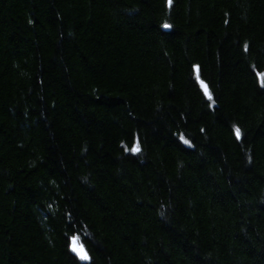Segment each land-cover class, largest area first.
Here are the masks:
<instances>
[{
	"label": "trees",
	"instance_id": "trees-1",
	"mask_svg": "<svg viewBox=\"0 0 264 264\" xmlns=\"http://www.w3.org/2000/svg\"><path fill=\"white\" fill-rule=\"evenodd\" d=\"M262 79L264 0H0V264H264Z\"/></svg>",
	"mask_w": 264,
	"mask_h": 264
},
{
	"label": "snow or ice",
	"instance_id": "snow-or-ice-1",
	"mask_svg": "<svg viewBox=\"0 0 264 264\" xmlns=\"http://www.w3.org/2000/svg\"><path fill=\"white\" fill-rule=\"evenodd\" d=\"M169 3H171V0H169ZM165 27L167 28V27H169V25H165ZM262 84H264V79H262ZM203 87H204V91H205L206 95L208 96V99L211 100L212 96L208 92L207 85H203ZM235 134H236L237 138L240 137L241 133H240L239 128L235 129ZM185 143H187V141H185ZM134 151H136V152L140 151L139 145H137L135 147ZM73 251L77 252V254L80 256L81 259H85V260L88 259L87 253L84 252L83 246L79 245L78 239H74V241H73Z\"/></svg>",
	"mask_w": 264,
	"mask_h": 264
},
{
	"label": "water",
	"instance_id": "water-1",
	"mask_svg": "<svg viewBox=\"0 0 264 264\" xmlns=\"http://www.w3.org/2000/svg\"><path fill=\"white\" fill-rule=\"evenodd\" d=\"M204 84H201V88L203 89L204 91V87H203ZM204 94H205V97L208 99V96L206 95L205 91H204ZM71 253L74 255L75 252L73 251V242H72V247H71Z\"/></svg>",
	"mask_w": 264,
	"mask_h": 264
},
{
	"label": "bare ground",
	"instance_id": "bare-ground-1",
	"mask_svg": "<svg viewBox=\"0 0 264 264\" xmlns=\"http://www.w3.org/2000/svg\"><path fill=\"white\" fill-rule=\"evenodd\" d=\"M203 90V89H202ZM204 92V91H203Z\"/></svg>",
	"mask_w": 264,
	"mask_h": 264
}]
</instances>
